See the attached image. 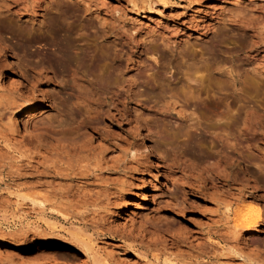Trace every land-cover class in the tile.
<instances>
[{
  "label": "rangeland",
  "instance_id": "374dc122",
  "mask_svg": "<svg viewBox=\"0 0 264 264\" xmlns=\"http://www.w3.org/2000/svg\"><path fill=\"white\" fill-rule=\"evenodd\" d=\"M0 264H264V0H0Z\"/></svg>",
  "mask_w": 264,
  "mask_h": 264
},
{
  "label": "bare ground",
  "instance_id": "6f19581e",
  "mask_svg": "<svg viewBox=\"0 0 264 264\" xmlns=\"http://www.w3.org/2000/svg\"><path fill=\"white\" fill-rule=\"evenodd\" d=\"M39 108V107H38ZM36 108L34 107V106H31V107H28L27 109H25L23 112H20V115L18 116L19 117V121L22 123V125H23V127L25 128V129H27V130H30L31 131V135H32V137L35 139V140H38V141H46V140H48L45 136H43V135H41L40 133H39V131H37V129H35V128H31L27 123L30 121V118L32 117V115H33V113H34V111H36L35 110ZM32 124V123H31ZM33 125V124H32ZM83 147V146H82ZM82 155H80V157H81ZM72 165H74L73 163H71V168H72ZM69 166H70V164H69ZM75 166V165H74ZM109 166V165H108ZM68 167V166H67ZM52 168H54V167H52ZM64 168V167H63ZM69 168V167H68ZM74 168V167H73ZM72 168V169H73ZM75 168H76V166H75ZM77 169V168H76ZM55 170V169H54ZM60 170H61V168H60ZM63 170H66L65 168L63 169ZM63 170H61V171H63ZM69 172H70V169H67ZM78 170V169H77ZM81 170V169H80ZM80 170H78V172L80 171ZM61 171H56L55 170V172H61ZM68 171H66L67 173H68ZM74 171H76V170H73V172ZM88 171V170H87ZM83 172L84 171H80L79 173H74V177H71V179H78V178H85V177H89V174H83ZM53 173V172H52ZM58 173V174H59ZM63 173V172H62ZM61 173V174H62ZM66 173V174H67ZM72 173V172H71ZM71 173H68V174H71ZM83 174V175H82ZM64 175V174H63ZM71 175H73V174H71ZM64 176H66V175H64ZM67 176H69V175H67ZM97 176V175H96ZM243 199V198H242ZM245 200V199H244ZM250 203V202H249ZM248 204V203H247ZM255 213V212H254ZM225 216V215H224ZM228 216V215H227ZM260 217V214H259V212H257L256 213V215H243L241 218H240V220H238V222H237V224L235 225L237 228H238V230L239 229H241V228H250L252 225H255V224H257V219ZM235 227V231H237V228ZM230 231H232V230H230ZM237 233V232H236ZM208 249H210L209 247H208ZM203 261V260H202Z\"/></svg>",
  "mask_w": 264,
  "mask_h": 264
}]
</instances>
